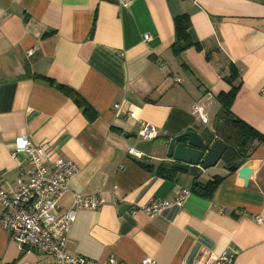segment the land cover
<instances>
[{
  "label": "crops",
  "instance_id": "1",
  "mask_svg": "<svg viewBox=\"0 0 264 264\" xmlns=\"http://www.w3.org/2000/svg\"><path fill=\"white\" fill-rule=\"evenodd\" d=\"M182 13L202 48L177 54L173 17ZM227 61L240 69L232 113L264 134V0H133L126 8L108 0H0V172L12 184L25 167V155H13L22 135L50 158L78 166L70 191L104 203L77 211L72 254L180 264L230 251L233 264H264V143L244 158L252 168L246 186L221 163L199 176L226 174L211 198L190 191L181 205L153 215L140 208L190 190L192 166L167 179L139 161H172V136L194 130L203 138L212 129L219 103L207 126L193 103L229 89L220 70ZM57 83L91 110L83 112ZM142 121L155 127V138H140ZM70 203L64 194L59 212ZM0 264L44 263L0 226Z\"/></svg>",
  "mask_w": 264,
  "mask_h": 264
},
{
  "label": "built area",
  "instance_id": "2",
  "mask_svg": "<svg viewBox=\"0 0 264 264\" xmlns=\"http://www.w3.org/2000/svg\"><path fill=\"white\" fill-rule=\"evenodd\" d=\"M108 1L126 8L133 0ZM144 39H149V35H144ZM159 66L162 68L164 65ZM175 81H180V77H175ZM217 104L216 95L207 91L193 103L192 110L198 120L207 126L216 115ZM156 134L152 124L141 122L138 133L141 139L151 140ZM17 153L25 155L26 165L18 168L15 182L7 184L0 172V226L20 248L35 251L44 264H125L114 255L104 260H94L67 250L77 211L97 209L104 203L100 195L88 196L70 191L69 184L78 174V166L69 159L50 158L44 145L34 144L23 135L14 140L13 155ZM66 193L71 194V203L63 212H59L61 199ZM189 193V189H182L173 201H152L140 208L153 215L169 205H181ZM255 218L258 222L261 220L259 216ZM234 256L230 251L220 255L202 252L192 261L180 264H233ZM139 264L156 263L146 256Z\"/></svg>",
  "mask_w": 264,
  "mask_h": 264
},
{
  "label": "trees",
  "instance_id": "3",
  "mask_svg": "<svg viewBox=\"0 0 264 264\" xmlns=\"http://www.w3.org/2000/svg\"><path fill=\"white\" fill-rule=\"evenodd\" d=\"M190 26V17L187 13L178 14L173 17L174 38L171 47L177 54L190 47L202 48V43L192 38ZM207 57H210V52L207 53ZM220 70L223 80L229 85V89L217 93L216 99L219 103V111H222L226 115V118L221 120L217 128L204 129L202 136L208 142H212L215 138H220L228 145L221 159V163L227 168L229 165L250 155L257 145L264 143V134L235 116L231 111L232 103L240 86V83H235L240 77L239 67L232 61H227L225 70L224 67ZM56 87L68 95L83 112L91 110L88 103L74 89L60 83H57ZM139 163L148 170L155 168V172L158 175L167 179H173L175 174L180 171L174 166V162L172 161H161L157 165L141 161ZM189 172L192 175L190 191L207 198L213 196L217 187L226 177V174L231 173L230 171H227L226 174L216 172L207 175V179L202 181L199 179V176L203 173L201 168L192 166Z\"/></svg>",
  "mask_w": 264,
  "mask_h": 264
},
{
  "label": "water",
  "instance_id": "4",
  "mask_svg": "<svg viewBox=\"0 0 264 264\" xmlns=\"http://www.w3.org/2000/svg\"><path fill=\"white\" fill-rule=\"evenodd\" d=\"M226 115L219 111L215 118L214 129L217 128ZM244 142V141H243ZM228 145L220 138L212 142L206 141L196 131L187 130L172 136L167 145V156L172 159L174 166L181 170H187L190 166H197L202 170L213 168L222 159ZM244 159L229 165V171L237 172L238 178L246 186L248 173L252 168L243 164Z\"/></svg>",
  "mask_w": 264,
  "mask_h": 264
},
{
  "label": "rangeland",
  "instance_id": "5",
  "mask_svg": "<svg viewBox=\"0 0 264 264\" xmlns=\"http://www.w3.org/2000/svg\"><path fill=\"white\" fill-rule=\"evenodd\" d=\"M204 126H205V125H204ZM210 128L213 129L214 127L212 126V127H210ZM217 166H219V167L221 166V160L217 163L216 167H217ZM205 177H207V176L205 175V176H203L201 179H202V180H205Z\"/></svg>",
  "mask_w": 264,
  "mask_h": 264
}]
</instances>
